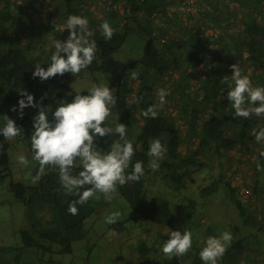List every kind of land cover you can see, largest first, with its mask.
I'll list each match as a JSON object with an SVG mask.
<instances>
[{
    "label": "trees",
    "instance_id": "16d2710c",
    "mask_svg": "<svg viewBox=\"0 0 264 264\" xmlns=\"http://www.w3.org/2000/svg\"><path fill=\"white\" fill-rule=\"evenodd\" d=\"M186 1L48 0L52 5L45 16L46 29L36 30L32 18L43 0H0V112L18 126H27L30 119L26 109L23 118L19 115L18 101L25 98L20 90L36 100L48 90L41 82L65 87L71 73L47 81L33 79L32 73L37 63L47 69L55 51L54 42L67 38V18L84 16L93 32L91 39L97 42L96 59L85 70L101 74L105 84L114 88V110L119 122L128 127V138L134 144L133 163H144L145 174L140 181L119 188L135 213L133 220H151L175 229L176 214L169 202L146 194V175L150 171L163 172L162 177L178 189L187 177L195 181L191 176L204 168L211 183L198 193L210 196L219 192L224 182V193L233 198L243 222L252 223L245 205L251 211L264 206L258 208L256 203L264 201L260 188L264 172L257 170L258 163L264 166V143H257L252 132L264 127V117H237L226 97L234 86L230 79L232 64L251 78L254 87L264 86V0ZM170 6L177 9L169 10ZM104 20L115 29L111 40L102 35L100 25ZM208 30H216L217 34L210 36ZM134 31L146 37L142 56L131 62L116 60L113 54ZM49 40L51 43H47ZM133 70L138 73L137 79L131 78ZM225 76L229 77L228 83H222ZM161 88L170 92L162 107L157 95ZM77 93L72 91L68 99L58 94V98L69 102ZM150 105H157L155 119L142 115ZM13 106L16 112L11 111ZM156 138L166 145L167 153L158 161L159 168L152 169L147 153ZM116 139L118 136L101 138L98 147L107 150L111 140ZM5 150L6 139L0 135V182L10 166ZM235 163L254 167L250 186L254 199L246 200L240 186L234 185ZM10 190L16 200L24 203L28 229L21 231L22 248L0 246V264H31L23 262V249L49 252L41 241L60 244L63 251L71 252L72 243L86 236L84 224L93 213L91 202L77 205L78 214H70L69 203L78 196L65 194L58 170L45 173L33 187L12 181ZM139 250V264H154L150 257L153 247L142 242ZM201 250L188 264H204ZM246 251L242 242L232 244L218 264H255Z\"/></svg>",
    "mask_w": 264,
    "mask_h": 264
},
{
    "label": "clouds",
    "instance_id": "9594fccd",
    "mask_svg": "<svg viewBox=\"0 0 264 264\" xmlns=\"http://www.w3.org/2000/svg\"><path fill=\"white\" fill-rule=\"evenodd\" d=\"M66 27L69 32L67 38L54 42L55 51L50 57L49 66L45 69L37 63L32 73L33 79L39 77L41 81H47L66 73L77 77L96 59L97 42L91 39L93 32L89 28L88 18L70 15ZM100 28L105 40H111L115 29L110 22L104 20ZM230 67L233 72L230 79L234 86L228 91L226 98L235 115L244 119H250L253 115L264 117V86L254 87L251 78L244 75L237 64ZM137 77L138 73L133 70L131 78ZM228 82L229 77L225 76L222 83ZM87 92V95L75 94L71 102L62 100L54 111L51 105L44 106L45 97H41L37 104L34 96L25 90H20L19 93L25 98L18 101L20 118H23L25 108H38V114L33 117L34 130L30 137L32 161L37 162L38 169L34 175L29 174L31 182L38 183L49 168L58 170L59 182L65 194L78 196L68 206V212L72 215L78 214L77 205L83 206L91 199L99 200L101 195L106 200H111L120 187L140 181L145 174L143 161L133 163L135 148L128 138V127L119 122L115 126L110 124L113 109L117 105L114 88L109 84H99L92 86ZM157 95L158 104L162 107L170 92L161 88ZM11 111L16 112L17 107L13 106ZM142 115L157 118V105H150ZM22 133V127L15 120L7 115L0 117V135L6 140L12 141ZM252 135L257 143H264V127L258 131L254 129ZM112 136H118V139L111 140L107 150L98 147L101 138ZM166 153L167 147L159 138L152 140L147 153L151 158L149 167L158 169V161L163 160ZM16 159L25 168L31 163L23 154ZM257 170L264 172V166L258 163ZM120 216L119 211H114L105 217L104 222L115 224ZM232 241L233 236L228 231L219 236L208 237L199 253L200 259L204 264H218ZM192 247L193 232L175 230L170 232V238L161 250L165 256L173 258L187 255Z\"/></svg>",
    "mask_w": 264,
    "mask_h": 264
},
{
    "label": "rangeland",
    "instance_id": "374dc122",
    "mask_svg": "<svg viewBox=\"0 0 264 264\" xmlns=\"http://www.w3.org/2000/svg\"><path fill=\"white\" fill-rule=\"evenodd\" d=\"M51 5L52 3L48 4V0H43L42 5H38L32 18L36 30L46 29L44 28L45 16L50 11ZM182 8V5L178 7L179 10ZM175 9L177 8L174 6L169 7V10L174 11ZM207 32L210 33V36L217 34L216 30ZM145 41V36L134 31L126 43L113 54V57L121 62L138 60L142 56ZM47 43H51V40ZM41 83L46 84L48 90L35 101L39 104L41 97H45L44 106L51 105L54 111L58 103L63 100L58 98V94H62L68 99L72 91L83 93L94 85L105 84V81L101 74H90L87 70H83L77 77L70 74L69 78L65 80V87L50 82ZM25 109L30 123L27 126H20L24 132L21 136L12 141L6 140L5 152L9 156L10 166L9 170H4L5 178L0 182V246L10 248L23 247L21 231L28 229L24 203L14 198L10 184L12 181L23 183L27 187L37 184L31 182L29 174L34 175L38 169L37 162L32 161L30 151V137L34 130L33 117L38 114V108L27 107ZM2 116L4 114L0 112V117ZM49 119H52L51 114H49ZM116 122H119V115L113 109L110 124L115 126ZM184 125L182 126L184 127ZM21 154L26 155L31 161L27 168L17 162L16 158ZM244 167L239 163H235L233 166L237 173L234 185H239L240 192L247 196L246 200H250L255 197L252 188H250L253 183L251 174L254 167ZM52 170L55 169L49 168L46 173ZM243 174H246L245 177ZM162 176H164L163 172L150 171L147 173L145 192L150 198L164 199L169 202L172 212L176 214L175 229L151 220L134 221L135 213L118 189L111 200H106L102 195L99 200H90L93 213L85 220L86 236L72 243L71 252L63 251L60 244L41 241V245L50 251L45 252L42 248L23 249V262L31 264H139L140 245L145 242L154 248L150 255L154 264H168L169 262H171L170 264H188L194 258V253L205 246L208 237L219 236L222 232L228 231L233 236L231 245L242 242L247 248L248 257L255 264H264V206H262L264 201L256 202L259 204L258 208L262 206V209L259 208L257 211H251L245 205L251 220L254 221L245 224L233 198L224 193V182L221 184L219 192L210 196H201L198 193L205 184L211 183L209 172L206 169L201 168L191 176L195 181H191L187 177L183 182L185 184H182L178 189L171 185L170 180ZM26 177L29 178L26 179ZM260 188L264 193V177ZM114 211L121 213L119 220L115 224H106L105 217ZM175 230L192 231L193 247L183 257L169 258L163 254L161 249L170 238V232Z\"/></svg>",
    "mask_w": 264,
    "mask_h": 264
}]
</instances>
